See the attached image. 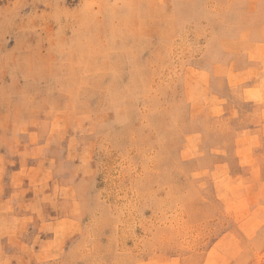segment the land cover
<instances>
[{
    "label": "rangeland",
    "instance_id": "rangeland-1",
    "mask_svg": "<svg viewBox=\"0 0 264 264\" xmlns=\"http://www.w3.org/2000/svg\"><path fill=\"white\" fill-rule=\"evenodd\" d=\"M253 84L264 0L0 1L1 159L34 199L0 264H250Z\"/></svg>",
    "mask_w": 264,
    "mask_h": 264
},
{
    "label": "crops",
    "instance_id": "crops-1",
    "mask_svg": "<svg viewBox=\"0 0 264 264\" xmlns=\"http://www.w3.org/2000/svg\"><path fill=\"white\" fill-rule=\"evenodd\" d=\"M249 90L253 95L251 98L252 101H250L252 102L253 115L241 127L240 139L235 151L241 162L249 160L248 153L251 154L252 169L249 172L264 180V89L259 88L258 84H253ZM0 116H2V112H0ZM0 136L1 138L3 137L1 132ZM26 147L25 149H27ZM3 148V146H0V239L8 238L11 235V230H15V227L11 226V214L15 212L14 206L21 196L25 195L24 198L29 199L28 201L34 200L31 197L28 198L27 193L24 192L25 186L27 185L26 179L30 181V167L27 164L28 156L23 155L20 160V167L9 169L3 165L4 161L1 159V156L5 157ZM23 173L26 177L22 176ZM260 188L261 186H259V190ZM259 192H264V190ZM249 204L255 207L264 206V195L256 199L252 198ZM20 213L25 217L29 215L27 212ZM240 218V220H236L239 225L236 224L233 229L238 233L237 235L239 237H250L251 241H253L251 249L253 258L250 264H261V259H259L258 255L264 252V241H262L264 239V214L256 212L245 215L244 217L241 216ZM247 222L249 225H245ZM2 224L5 226H1ZM258 243L262 245L260 249L255 246ZM216 248H212L211 251L213 252ZM216 259L220 258L217 257ZM219 262L220 260L215 261L217 264ZM233 264L238 263L234 262Z\"/></svg>",
    "mask_w": 264,
    "mask_h": 264
},
{
    "label": "trees",
    "instance_id": "trees-1",
    "mask_svg": "<svg viewBox=\"0 0 264 264\" xmlns=\"http://www.w3.org/2000/svg\"><path fill=\"white\" fill-rule=\"evenodd\" d=\"M0 1H7V0H0Z\"/></svg>",
    "mask_w": 264,
    "mask_h": 264
}]
</instances>
